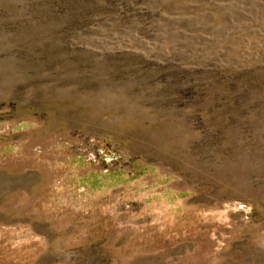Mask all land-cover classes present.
I'll return each mask as SVG.
<instances>
[{
    "label": "rangeland",
    "instance_id": "374dc122",
    "mask_svg": "<svg viewBox=\"0 0 264 264\" xmlns=\"http://www.w3.org/2000/svg\"><path fill=\"white\" fill-rule=\"evenodd\" d=\"M0 264H264V0H0Z\"/></svg>",
    "mask_w": 264,
    "mask_h": 264
}]
</instances>
